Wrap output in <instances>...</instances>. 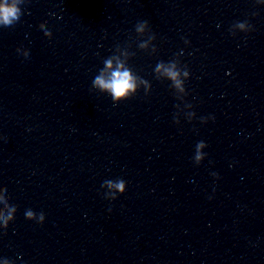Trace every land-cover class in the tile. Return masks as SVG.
Returning <instances> with one entry per match:
<instances>
[{
	"label": "clouds",
	"instance_id": "clouds-1",
	"mask_svg": "<svg viewBox=\"0 0 264 264\" xmlns=\"http://www.w3.org/2000/svg\"><path fill=\"white\" fill-rule=\"evenodd\" d=\"M21 0H2L0 2V25L4 27H11L16 23L21 16V9L19 7ZM147 23V22H145ZM243 27V24L240 25ZM143 24L137 27V31H143ZM106 65L109 69L112 68L111 61H106ZM163 69L164 74L173 82L174 86L177 88L181 87L182 81L179 79L180 72L176 70L175 64H171L165 67L163 64L158 65L157 70ZM185 76L188 75L187 72L184 73ZM95 86L101 90H105L111 93L114 101L121 100L129 96L130 93L135 91L136 84L135 78L132 76L129 70L123 68L122 65L117 64L115 70H112L110 76L106 79L104 75L97 76L94 80ZM204 146V142L200 141L197 144V149ZM201 156L199 151H197L196 160L199 161ZM105 184L110 188H115L120 193L124 194L126 191V182L123 179L118 181L106 180ZM116 197L113 196V199ZM7 199H10L9 197ZM5 197H0V202H4ZM17 208L13 204H9L6 210L0 209V225L4 227L8 226L9 221L13 220V214L16 212ZM25 216L31 220L36 219V222L43 224L45 221V215L43 212L39 213L38 219L36 218V213L31 209L25 211Z\"/></svg>",
	"mask_w": 264,
	"mask_h": 264
}]
</instances>
